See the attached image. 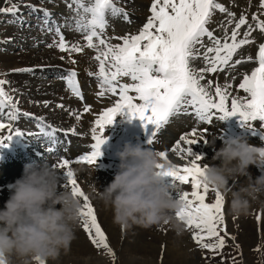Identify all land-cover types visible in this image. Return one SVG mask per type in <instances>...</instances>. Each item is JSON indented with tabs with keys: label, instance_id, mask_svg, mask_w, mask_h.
<instances>
[{
	"label": "snow or ice",
	"instance_id": "obj_1",
	"mask_svg": "<svg viewBox=\"0 0 264 264\" xmlns=\"http://www.w3.org/2000/svg\"><path fill=\"white\" fill-rule=\"evenodd\" d=\"M65 2L68 9L75 13V30L84 33L85 46L96 50L93 58L98 62V72L95 74L100 87L98 97L110 93L113 96L118 95L119 99L96 117L91 129L94 141L90 146L91 150L75 160L62 158L53 166L64 169L62 174L66 177V183L63 187L70 189L73 195L80 199L82 227L92 244L97 249L105 250L115 261L116 254L98 221L96 209L72 171L73 163L97 165L98 159L103 155L102 146L108 140L104 135L106 128L114 123L117 115L124 114H127L130 120H141L145 128L148 125L154 126L147 141L149 146L153 145L157 133L168 125L170 119L182 112L194 115L198 121L208 124L214 119L222 121L239 116L242 126L251 129L253 135L259 134L264 140V133L258 132L252 125V122H260L261 127H264V44L259 46L256 57L258 66L254 67L250 74H245L238 85V89L246 95L236 96L230 91L231 84L221 85L218 80L214 84L212 79L206 78V74L222 72L226 67H235L242 63L237 59L234 64H230L237 50L251 43L248 37L252 28L249 25V30L243 33L244 38L238 39L241 27L248 24L247 18L241 15L230 36L227 29L223 40L215 36L208 28L214 13L219 11L227 13L229 17L234 16L218 0H152L150 15L139 32L121 37L106 36L109 15L115 18L123 13V18L128 20V13L117 6L116 0H88L87 3L85 0L71 2L65 0ZM6 3L11 6L0 7V14L15 15L19 11L18 5L12 3V0H6ZM28 7H31L33 12H42L41 30L54 32L58 37V40L54 38L47 47H55L69 55L83 51L79 42L70 44L66 40L61 32L62 25L52 19V13L48 9H37L35 5ZM260 7L264 9V0H260ZM252 20L256 21V28L264 32V19L253 14ZM228 23L231 24L232 21L229 20ZM205 37L211 41L212 46H205ZM113 39L120 42L113 44L111 43ZM201 48L205 49L203 53L199 51ZM201 57L205 67L197 70L192 66V61ZM71 62L75 63L74 60ZM11 71L33 72L34 69L20 68ZM65 71L67 74L62 75L60 79L66 82L67 90L82 101L84 98L76 79L77 72ZM89 75L93 74L89 72ZM123 77L129 78L132 83H121ZM9 83L0 79V132L8 130L10 133L6 137L0 135V148L7 147L13 137L26 135L20 130L13 129L10 123L22 115L35 120L40 129L39 133H27L28 136L43 135L55 145L57 133H61L64 138L76 135L75 126L67 130L57 129L43 123V117L22 113L19 100H15L5 89V85ZM213 87L214 92L210 91ZM49 103L44 101V106L48 107ZM56 107L64 109L77 121L91 110L87 104L83 106L81 113L65 108L63 104ZM5 109H8L7 113ZM5 119L8 123L4 122ZM207 131L208 129L204 130V135ZM200 141L207 143L194 127L189 133L181 135L172 146L171 151L177 156L190 158L184 166L172 164L166 151H160V156L163 161L169 162L165 174L172 178V183L179 182L191 187L190 192L185 191L179 195L184 206L175 213L176 218L190 230L191 239L199 248L212 254L206 255L205 259L221 256L220 264H225L222 255L228 236L225 227V197L223 193L215 191L214 202H206L211 189L200 179L206 164L201 165L203 157L196 154L192 148V145ZM64 142L67 143V139ZM52 150L51 147L48 148L49 152ZM256 219L259 222L261 217L257 215ZM37 261L38 264H42L38 258ZM0 264H4V261L0 260Z\"/></svg>",
	"mask_w": 264,
	"mask_h": 264
},
{
	"label": "clouds",
	"instance_id": "obj_2",
	"mask_svg": "<svg viewBox=\"0 0 264 264\" xmlns=\"http://www.w3.org/2000/svg\"><path fill=\"white\" fill-rule=\"evenodd\" d=\"M116 155L120 163L113 180L102 190H93L94 198L111 209L113 222L122 228L170 223L182 232L184 226L173 213L184 206L183 201L173 195L177 186L166 181L169 162L161 159L160 151L127 142ZM212 160L219 164L206 165L202 183L223 193L229 214L246 215L252 203L264 196V171L255 178L249 172L250 166L264 170V145H253L243 137L228 138ZM59 174L48 163L30 164L8 185L9 198L0 208V260L4 264H34L37 258L48 264L75 239L83 219L82 204L60 184ZM239 177L248 182L230 188L229 182Z\"/></svg>",
	"mask_w": 264,
	"mask_h": 264
},
{
	"label": "rangeland",
	"instance_id": "obj_3",
	"mask_svg": "<svg viewBox=\"0 0 264 264\" xmlns=\"http://www.w3.org/2000/svg\"><path fill=\"white\" fill-rule=\"evenodd\" d=\"M4 1L5 0H0V4L3 3L1 7H7L9 5L6 2L4 3ZM19 1H21V2L25 1L23 3V5L24 6L27 5V3H26L27 0H19ZM30 1L35 3V4L38 3L37 1L44 3L42 0H30ZM63 1L65 2V0H63ZM139 1L141 3L142 7H143V4L145 5L146 10H147L148 5L145 4V0H144V2H143V0H139ZM218 1L222 2L225 5V7H228V11L233 13L234 16L229 17L227 15V13L222 14L219 11H216L214 13L212 21L209 24V27L214 31L213 33L215 36H217L223 40V37L225 35V29H227V34L230 36L232 29L235 27V23L238 21V19L240 18L241 15H244L245 17L247 16L246 18L248 20V24L241 27L240 36L238 37V39L244 38L243 33L249 30V25H251V28H252L251 35L248 37V39L251 41V43L242 46L241 49H238L237 53L233 57V61L230 62V64H234L235 60H237V59H240L242 61V63L235 65V68H233L234 80L236 81L237 78L239 77L240 71L244 67H249V57H250L251 53L253 52V49L257 48L258 44L260 43V40L264 37V32H262L260 29L256 28V21L252 20L253 14L258 15L260 19H264V9H262L260 7V0H256L259 3L258 2L254 3V4L250 3L247 8L241 7L238 0H218ZM60 2L61 1H59V0H55V7H60V8L63 7V6H61L63 4V2H61V3ZM116 2L119 3V1H116ZM12 3H14V2L12 1ZM17 4L18 3H16V5ZM45 4L48 5V0L44 3L43 8H46ZM124 4H127L126 1H124ZM124 4L122 2V5H124ZM122 5L120 3V6L124 9L125 7ZM18 8H19V10H21V8L23 9V7L21 5L20 6L18 5ZM0 15H2V14H0ZM7 15L10 16L11 14H7ZM63 15H65V13ZM16 16L19 17V14L15 15V16L12 15L11 18L10 17L8 18V20L6 22L9 23L10 25L0 26L2 29H4V30H2L3 34H4V38L2 40H0V47L3 48V49H0V55L18 54V56H19V55H21V52H22L21 48H20L21 50H19V48H15L18 46L15 44H19V40L16 41V38L14 39L13 35H11L10 37L6 36L7 35L6 34L7 32H5L6 29H11L13 31V34L15 33V31L13 29L15 27H16L15 30L20 31L19 34L23 33V32H27V30L31 27L34 28V29H30L33 32H38L37 30H39V29H36L35 27H33L31 24H28L26 29H23L21 27V25L18 26L15 23V18H17ZM135 19L139 20L141 22L143 21V23H146V21H147L145 15H143V17L138 16V18L136 17ZM229 20L232 21L231 24L228 23ZM115 22H117V21H114L113 18H112V21H110L111 24L115 23ZM133 25L136 26V28L138 30H140L137 23L133 24ZM126 27H127V25H126ZM129 30H130V28H129ZM41 38H43V37H41ZM50 41L52 42L53 39L49 38L47 42L51 43ZM263 41H264V39L261 41V43ZM45 43H46V41H45ZM204 44L206 47L212 46L211 41L206 39V37L204 38ZM43 46L44 45L42 43L40 45V47L42 48ZM44 47H46V46H44ZM13 48H14V51H13ZM204 50H205L204 48H201L199 51L201 53H203ZM62 57L65 60V56L62 55ZM16 60H17V58H16ZM27 62H29V61H27ZM192 66L193 67L195 66L196 68L195 67L194 68L197 70L205 67V63H204L202 57L192 61ZM8 68L9 67H7L6 61L5 60L3 61L1 59L0 60V73H7V75H0V79L7 80L10 82L9 84L5 85V88L8 89L9 93H11V95L13 97H14V92L12 91V89L18 90L15 93L20 98L18 99L17 97H14V99L19 100V102H21V103H19V107H21V109L23 106H24V108H27L26 105L30 103V99H28V97L25 94L28 91H30V89L27 90L25 94L22 93L21 87H19L17 85V83H19V81H22V79L20 78V76L22 74L19 72H13V71H11L12 69H8ZM50 69H52L56 72V69H53V68H41V70L37 71L38 73L36 75H34V73H36V72H34L33 73L34 78L32 79L33 83H38L41 79H43V80H49L50 79L49 81H51V80L59 81V80H56L57 77L55 76V73H51ZM40 72H42V73H40ZM215 74H217V73H215ZM94 76L95 75H93V77ZM207 76H208V74H206V78H207ZM223 79L228 84H231V82L228 80V78L225 75H224ZM27 81L29 83H32L31 80L27 79ZM81 84H82V86L84 85L83 81L81 82ZM238 85H239L238 83H235L233 85L236 88L235 90H237V92L241 93L242 95H246L245 93H243L242 90L238 89ZM35 86L37 89L39 88V86H37V85H35ZM86 87L87 86H85V85L83 86L84 92L86 90ZM37 93L38 92H35V94H37ZM32 95H34V94H32ZM36 97L37 96H35V98ZM40 97L41 96H39V98ZM30 98H31V95H30ZM38 103H36V104H38ZM81 104L82 105H80V107L82 106L81 109L83 111V106H84L83 104H85V103L81 102ZM6 111H8V109H6ZM78 111H79L78 113H81L80 109ZM21 112L23 113L24 111H21ZM182 118H185V117H179L178 118L179 121L177 122V124L179 123V124H182L180 126H186L187 124H184L185 122L183 121ZM186 118H188V117H186ZM92 119H91V121H94L95 117H93ZM132 120H134V121H132ZM234 121H235L236 129H238L239 131H241V129H243V128H246V132H245L244 136L250 135V136L254 137V135L251 133L252 132L251 129L249 130L247 127L242 126V122H241L239 116H234ZM4 122L7 123L8 121L5 119ZM14 122H16V121H14ZM236 122L237 123L239 122V123L237 124ZM123 123H125V124L117 125L118 129H116V131L113 130V128L108 127L106 130L108 131V129H111L112 132L110 133V136H107V137L108 138L114 137L115 139H118L121 135H117V134H119V132L121 130L128 131L129 130L128 128H130V131L133 130V131H131L132 133L140 135V133H138L137 128L135 127V125L137 123H139L138 119L125 120ZM61 124H62V122H61ZM126 124H128V125L126 126ZM258 124L260 125V122H258ZM131 125H134V126H131ZM124 126H125V128H124ZM203 126L205 129H207L208 127H211L213 125L205 123V124H203ZM153 127L154 126H152V125H148L147 126L148 129L144 127V130L145 129H146L145 131L153 130ZM135 128H136V130H135ZM213 128H214V126H213ZM176 129H177V126H176L175 130ZM199 131H200L199 132L200 135L204 133V130H202V129H199ZM185 132L189 133V131H185ZM185 132L183 134H185ZM165 133L169 134V136L167 138H168V143H170L171 139L174 138L176 134L175 133L172 134L171 132H165ZM113 134H115V135H113ZM181 135H179V136H181ZM209 135L214 137V135H211V134H209ZM244 136L241 135L239 137H244ZM219 137L224 141L227 140V138L225 136H219ZM13 139H17V137H13ZM255 139H257V138H255ZM72 141L75 143H80V142H78V139H72ZM162 141L163 140H161V142ZM164 143L165 142L163 141L161 145H163ZM256 143H257V141H256ZM72 145H73V143H72ZM74 146L76 147L77 145L74 144ZM194 152H195V149H194ZM174 154L175 155H173L174 158L172 159V161H174L176 164L181 163V164H178L179 166H184L186 162L188 163V160H189L188 157L181 158V157L176 156L177 155L176 153H174ZM70 157H71V155H70ZM200 163H201V165L212 164V163L203 161V159L200 161ZM99 165H101V167H98L99 170L94 169L93 173L96 171L101 172L100 170H102L106 174L105 175L104 173L101 172L102 174L105 175L104 177H106L107 179L109 178L111 180L114 177L117 170L113 173L114 175L111 176L110 166H107V167H105L106 169H103L102 164H99ZM81 169H79V170H81ZM72 171L75 172L74 173L75 175H77L76 173H78V171L75 170L73 168V166H72ZM81 171H88L87 172L88 174L83 176V178H81L80 182L78 181L79 184L81 185L82 189L84 191L86 190L85 188H87V187L84 186V184L86 182L89 185H93V187H94L93 181H95L99 177L91 175L92 174L91 169H89L87 167L83 168ZM261 172L262 171H258L257 174L261 175L262 174ZM109 176H111V178ZM59 179H60L61 185L65 184L66 177L59 174ZM103 179H101L102 186L98 187V188H94L95 190H102L104 188V186L106 187L110 183V182H106L107 181L106 179H104V180ZM170 180H171V182H170ZM166 181L168 183H172V178L167 177ZM97 182L99 183L100 181L97 180ZM176 183H175V185L177 186V188H176V191H174V193H173L174 196H178L176 194L180 195L185 191H189V192L191 191L190 185L185 186L179 182H176ZM93 190H91L92 194H93ZM92 194H90V192H89L90 200H91L92 204L95 206L98 221L100 222L102 228L105 230V233L108 237L109 244L116 254V260L113 261L112 257L110 255H108V253L105 250L96 248L94 254H90V253L85 254V253L75 251V253H72V254L66 256L64 254L66 252L62 251L57 260L49 261L48 264H220L221 256H215L212 259H205L206 255L211 256L212 254L207 253V250H203V249L199 248V246L191 239L190 230H188L181 221H180V223L184 226V230L182 232H179V233L176 231V233L179 234V236L171 237L172 239L169 240V242H172L174 244L175 250H177V251L174 254L173 253L169 254L167 246H169L170 243L167 242V239L162 238L160 233L157 232L154 228H151L152 233H151V230L149 227L145 228V227H139V226H132L130 228H122L121 226H119L113 222V213H112L111 209L110 208L106 209L105 206H103V203H101L100 201H93V200H98V199H94V197H92L93 196ZM263 198L257 202H261L263 200ZM214 199H215V192L210 190L209 194L206 197V201L214 202ZM101 205H102V207H101ZM251 207L254 208L253 209L254 211H252L250 208V210L248 211V213L246 215L235 216V215L228 213L227 200L225 199V209H226L225 214H226L227 219H228V222H227L228 231L234 232L233 235L235 237V242L231 241V239L229 237L226 238V246L222 251V255L224 257L225 264H264V236H263V234H261V232H262L261 220L258 222L256 219L257 215H259L260 217L262 215L264 217V211L259 210L258 213L255 214V212H256L255 209H259L256 202H253ZM261 211H262V214H261ZM250 222L253 223L255 226V227L253 226V229L249 228ZM164 225H168V224L162 223L159 226H155V228L161 229ZM107 229H108V231H107ZM111 231H113V233L116 234L117 238L111 237V233H112ZM165 232H166V229H165ZM82 234H83V232H81V230L78 227L75 231V239L72 240L71 245L81 243L82 242ZM88 238L89 237H87L85 235V237L83 238V241H85L87 243ZM140 245L145 246L143 253L142 254L135 253L132 250V247L140 246ZM176 254H177V256H176ZM80 262H82V263H80ZM34 264H38V261L34 262Z\"/></svg>",
	"mask_w": 264,
	"mask_h": 264
},
{
	"label": "bare ground",
	"instance_id": "obj_4",
	"mask_svg": "<svg viewBox=\"0 0 264 264\" xmlns=\"http://www.w3.org/2000/svg\"><path fill=\"white\" fill-rule=\"evenodd\" d=\"M16 1H19V0H16ZM59 1L63 2V4H66V2H64L63 0H59ZM116 1H119V3L116 2L117 4H119V6H120V3L122 5V2L124 4V1H126L127 4H124L122 6H124L125 8H128V9H132L134 11V18H136V17L138 18V16L139 17L140 16L143 17V15L146 16V14L148 13V10H146L145 5L143 4V7H144L143 8L139 0H132L131 2H129L128 0H116ZM68 2H69V0H68ZM238 2H239L241 7L247 8L250 3L254 4V3L258 2V1H256V0H238ZM64 6L66 7V5H64ZM19 11L15 15H18ZM52 11L55 14H58V12H61V15L64 14L62 9H59V7L52 8ZM134 20H136V19H134ZM115 23H113L114 24L113 27H115V30H118V27H117V25ZM15 28H13L14 31H15L14 34H13V31L11 29H6L5 32H7L6 36L10 37L11 35H13L14 39L16 38V41L19 40V44H17L18 46L16 48H19V50L22 49L21 55L18 56V54H4V55H0V60L2 59L3 61L4 60L6 61L7 67H9L8 69H12V70L13 69H20V68H32V69H34L33 72H19V73L22 74L20 76L22 81H19V83H17V85L19 87H21L22 93L25 94L26 91L30 89V91H28L25 94L28 97V99H30V103L26 105L27 108H24V106H23L22 107L23 110L21 109V107H19L21 109V111L29 112V113H31L33 115H39V114L44 115L48 119L52 120L51 122L54 121L55 124L58 126V129H63V128L64 129H69V128L75 126L77 129L82 127L83 129L87 128V129H89L91 131V129L93 127V124H94V121H95L96 117L101 113V111H103L106 108L112 107V106H109V102L106 99L107 93L103 97H98V95H97L99 93V91H100V87H99V83L97 82L98 79H97V77L95 75L96 72H98V67H96V65H95L96 63L92 60L94 49L87 48L85 46L86 42L85 41H84L85 43L81 42V40L76 36V34L74 32H67V35H66L65 38L70 44L79 42L80 46L83 48V51L80 52V53L73 52V53H71V55H69L67 52H65V53L61 52L55 47L49 48V47H44L43 46L41 48L40 45L42 43H45V41H46V43H48L47 41H48L49 38L50 39H54L55 38V35L53 33H47L46 35H43L44 31L37 30L38 32H33L30 29H34V28L31 27V28H29L27 30V32H23V33L19 34L20 31L15 30ZM135 29H137L136 26H134L133 24L130 25V30L133 31ZM130 30H129V32H130ZM137 32H139V30L134 31V34H136ZM106 36H109V31L107 29H106ZM41 37H43V38H41ZM112 43L115 44V43H118V42H112ZM62 53H64V54H62ZM62 55L65 56V60L61 59ZM16 58H17V60H16ZM72 60H74L75 63H72L71 62ZM27 61H29V62H27ZM62 65L75 66L79 70L80 80H81V82L83 81V84L85 86H87L86 90L84 92V95H83L84 96V100L83 101L78 100L75 96H73L71 94L70 91L68 92V90L65 89L66 82H62L61 83L60 81H54V80L49 81L50 79L49 80L41 79L38 83H33L32 79L34 78V75H36L38 73L37 71L41 70V68H53V69H56V72L54 70L50 69L51 73H55L56 74L57 71H59L61 69ZM34 72H36V73H34ZM89 72L93 73V75H95V76L93 77V75H89ZM33 73H34V75H33ZM40 73H42V72H40ZM214 76L219 79V82H220L221 85L227 83V82H225V80L222 77L220 79L217 76V74H215ZM27 79L31 80L32 83H29L27 81ZM121 79L125 80L126 83H132V81L129 78H127V77H123ZM35 85L39 86V88L37 89ZM235 89H236L235 86H233L230 89V91L236 96H244L241 93L237 92V90H235ZM35 92H38V93L35 94ZM212 92H214V90ZM32 94H34V95H32ZM30 95H31V98H30ZM133 95H134V93H133ZM35 96H37V97L35 98ZM39 96H41V97L39 98ZM44 101L50 102L48 107L44 106ZM37 102H39V103L36 104ZM81 102H84L85 104L89 105L91 110H90V112L83 114V116L81 117V120H79V121H77L74 116H69L68 112L65 111L64 109L56 107V105H58V104H63L65 106V108L73 109L75 111L77 110L76 112L78 113L79 109L81 110L80 112H82V109H81L82 106L80 107V105H82ZM85 104H83V105H85ZM121 116H123V120L122 121H120V119H121L120 115H117L116 118H115L114 123L111 126H108V127L113 128V130L116 131V129H118L117 125L125 124L126 122L125 123H123V122L125 120H129V117H128L127 114H124V115H121ZM93 117H95V119H94V121H91V119ZM182 119L185 122L184 124H189L191 122L189 118L185 117V118H182ZM132 121H134V120H132ZM178 121H179V119H177L176 123ZM54 122L52 124H54ZM61 122H62V124H61ZM221 122L222 121L219 120V119H214L211 124L214 126V128L216 126H220L221 128H223L224 126L221 125ZM201 123L205 124L204 122H201ZM64 125H67V126H64ZM127 125L128 124H126V126ZM180 125H182V124H180ZM131 126H133V125H131ZM213 126L207 128L208 131H207L206 135H204V133L200 135V133H199V135L203 136V139L206 140L207 143H205L203 141H200L197 144L192 145V148L195 149V153L196 154L201 155L203 157V161H206V162H209V163L219 164V161H213L212 157L214 156L215 152L223 145L224 140H222L219 136L215 137V135H214V137H213V136L209 135L210 132L214 129ZM202 127H204V126H202ZM124 128H125V126H124ZM184 128H185V126H179V127H177V130H181L182 131V129H184ZM79 130L80 131H78V132L82 133V135H84V136H82V135H80V134H78L76 132V135H70L68 138L69 139H77V137L82 136V137L87 139L88 136H89V133L88 132H84L81 129H79ZM108 130H111V129H108ZM135 130H136V128H135ZM106 131L107 130H105V132ZM131 131H133V130H131ZM152 132H153V130H152ZM185 133H187V132H185ZM0 135H3V136L6 137L8 135L7 134V130H4L3 132H0ZM113 135H115V134H113ZM117 135H119V134H117ZM182 135H184V134H182ZM34 136H36V135H34ZM41 136H42V138L45 139V136H43V135H41ZM119 138L115 139L114 137L113 138L109 137L108 140H107L106 145L109 148H111V149L115 148V149H118L119 151L122 150L123 145L125 143H120L119 145H117V142H118ZM157 138H158V136H156L155 139H157ZM243 138H246L249 141V143L251 142L253 145L257 144L256 141H255V138L253 136L245 135ZM88 139L91 140L90 138H88ZM158 139L159 140L156 142V144H160L161 140H160V138H158ZM256 140H258V139H256ZM78 142H79V140H78ZM92 142H94V141L92 140ZM10 143L16 145L18 143V139H12L10 141ZM80 144H82V143L80 142ZM133 144H135V143H133ZM75 148H77L78 152H80L79 151L80 147L79 146L75 147L74 144L72 146L71 145L68 146V151L69 152H73L75 150ZM194 149H193V151H194ZM0 152H3L2 148H0ZM69 154L71 155V153H69ZM100 160H102V159H98L97 165H86V164H81L80 165L78 163L72 165L73 168L78 171V173H76L77 175H75V177L77 178V180L79 182H80L81 178H83V176L88 174L87 173L88 171H81L83 168H86V167L91 169V173H92V174L90 173L91 175L99 177L95 181H93L94 187H93V185H89L85 181L86 183L84 184V186H86L87 188H85L86 190L85 191L83 190V191L88 196H89V192H90V194H92L91 190H93L94 188H98V187L102 186L101 179L104 178V179L107 180L106 182H111V180H113V178H114L113 177L111 180L109 178L107 179L106 177H104L106 174L102 170H100V171L102 173H104L105 175L102 174L101 172H97V171L93 173L94 169L95 170H99L98 167H101V165H99V164H102L100 162ZM178 164H181V163H178ZM107 166L108 165H106V164H102V168L103 169H106L105 167H107ZM12 167L14 169V175L12 176V178L15 177V172H18V174H19L18 176H21L24 173V169H22L20 167H17V165H12ZM79 169H81V170H79ZM258 171H263V170L262 169H258L255 166H250L249 167V172L251 173L253 178H255L256 176H259L257 174ZM5 173H6V170H4V171L0 170V177H2ZM6 177H11V176L7 175ZM109 177L111 178V176H109ZM14 179H16V178H14ZM14 179H7L6 182H10V181H12ZM97 180L100 181V182L98 183ZM170 182H171V180H170ZM232 182L233 181L229 182L230 185H231ZM234 182L235 183L233 184V186L231 188H238L240 185L246 184L248 182V180H247L246 177H239ZM65 183H66V181H65ZM62 186H63V184H62ZM9 195H10L9 187L7 188L6 186H4L2 189H0V208L4 207V204L8 200ZM92 197H94V196H92ZM263 197L264 196H262L260 198V200ZM93 201H99V200H93ZM262 201H264V198H263ZM256 204L258 205L259 209H255V211H256L255 214L258 213L259 210H263L264 211V203L256 202ZM59 207L60 206L57 205V208H59ZM101 207H102V205H101ZM253 209L254 208L251 207L252 211H254ZM261 214H262V211H261ZM173 215L175 216L174 213H173ZM260 220H261V227H262L261 228L262 229L261 234H263V236H264V217L262 215H261V219ZM80 225H82V222L80 223ZM253 226H254V224L250 222L249 228L253 229ZM149 228H150V230H151V228H154L157 232L160 233L162 238L167 239V242H169V240L172 239L171 237L179 236V234L176 233V230L171 227L170 223L168 225H164L161 229H156L155 226H152V227H149ZM165 229H166V232H165ZM107 231H108V229H107ZM111 232H112L111 233V237L112 238H117L116 234L113 233V231H111ZM151 233H152V230H151ZM85 235L86 234L83 232V234H82V242L81 243L75 244V245H71L70 244V246H69V248L67 250H62L64 252H66L64 254L66 256H68V255H70L72 253H75V251L81 252V253H85V254H88V253L94 254L96 247L92 244V242H90L91 240L89 238L87 240V243L85 241H83V238L85 237ZM169 243H168L169 246H167V249L169 251L168 253L169 254L176 253L177 250H175L174 244L172 242H169ZM144 249H145L144 245L132 247V250L135 253H140V254L143 253ZM176 256H177V254H176ZM80 263H82V262H80Z\"/></svg>",
	"mask_w": 264,
	"mask_h": 264
}]
</instances>
